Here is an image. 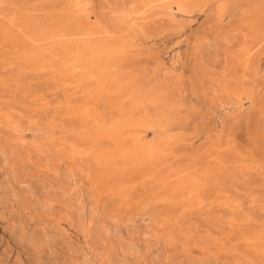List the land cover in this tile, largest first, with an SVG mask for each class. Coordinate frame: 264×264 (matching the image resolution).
<instances>
[{"label": "rangeland", "instance_id": "obj_1", "mask_svg": "<svg viewBox=\"0 0 264 264\" xmlns=\"http://www.w3.org/2000/svg\"><path fill=\"white\" fill-rule=\"evenodd\" d=\"M142 1L0 0V264H157L164 250L187 264H264V42H255L256 76L236 57L251 37L232 33L264 0H231L216 23L201 12L172 16L171 0ZM214 44L223 62L206 55ZM219 78L242 105L219 108ZM76 142L87 151L82 162L59 152ZM110 210L144 238L193 229L176 231L167 248L138 245L90 214Z\"/></svg>", "mask_w": 264, "mask_h": 264}, {"label": "bare ground", "instance_id": "obj_2", "mask_svg": "<svg viewBox=\"0 0 264 264\" xmlns=\"http://www.w3.org/2000/svg\"><path fill=\"white\" fill-rule=\"evenodd\" d=\"M206 1L207 0H171V2H170V5L168 6V10H169V12H170V14H172V16L173 15H180V16H188L189 14H190V16H191V14L192 13H194L196 10L198 11L200 8L201 9H203L204 7H203V4H204V2L206 3ZM215 1H217L216 2V4H214V6H212L211 7V9H203L204 11H205V15H204V20H206L207 21V19L209 18H211V20L209 21V23L211 22V23H216V22H222V21H224V20H227L226 19V14L229 12V6H230V4H231V0H215ZM233 1V0H232ZM123 2V1H122ZM130 2V1H129ZM148 2V0H143L142 2H141V4L140 5H146V3ZM212 2V1H211ZM151 3V2H150ZM215 3V2H214ZM149 4V3H148ZM147 4V5H148ZM152 4V3H151ZM206 5V4H205ZM213 5V4H212ZM164 6H166V5H164ZM207 6V5H206ZM146 7V6H145ZM149 7L151 8V5H149ZM264 7V6H263ZM147 8H148V6H147ZM146 8V9H147ZM145 9V8H144ZM167 9V8H166ZM262 9V8H261ZM261 9H259V10H257V11H254V12H252V13H250V11H249V13H247V14H250V16H249V18L247 19V18H245V20L247 19V22H248V27L247 28H245V26L247 25H245V26H241V25H238V28H233V29H235V31L233 32L232 31V33H234V36H235V34H247V37H251V39H247L246 38V40L239 46V48L236 50V48H235V50L237 51V55L235 54L236 53V51H234L235 53V55H236V57H237V60H238V63H239V61L241 62L242 61V66H244L246 69H248V68H251V67H254L255 68V71H254V75H258L259 73H260V71L262 70L261 69V66L260 65H256V63H253V61H254V58H253V54H254V52H255V49H256V46H257V44H255V42L257 41V43H261V42H264V11H262ZM167 10V11H168ZM255 10V9H254ZM261 10V11H260ZM252 11V10H251ZM15 12H18V11H15ZM89 13V12H88ZM144 13V12H143ZM243 14H245L243 11H242V14L241 15H243ZM107 16V15H106ZM108 17V16H107ZM232 17H234V16H232ZM235 17H237V16H235ZM247 17V16H246ZM14 18V17H13ZM87 18V17H86ZM90 18V17H89ZM105 18V17H104ZM169 18V17H168ZM188 18V17H187ZM240 18V21L242 20L243 21V18H242V16H240L239 17ZM18 20V18H14L13 20L15 21V20ZM22 19V18H21ZM97 19V18H96ZM110 19V18H109ZM105 20V22L104 23H106V25L107 26H110V27H112V28H117V27H119L118 26V23H117V21H116V19H115V22L112 20V19H110V20ZM184 19H186V18H184ZM24 20V19H23ZM59 20V19H58ZM169 20V19H168ZM171 20V19H170ZM181 20H182V18H181ZM21 21V20H20ZM69 21V20H68ZM86 21V20H85ZM98 21V20H97ZM102 21H104V19H102ZM120 21V20H119ZM118 21V22H119ZM184 21V20H183ZM240 21H238V22H240ZM63 22H64V20H63ZM87 22V21H86ZM95 22V21H94ZM171 22V21H170ZM174 22V21H173ZM15 23V22H14ZM13 23V24H14ZM18 23V21H16V23L15 24H17ZM20 23V22H19ZM69 23V22H68ZM72 23H74V21L72 22ZM88 23V22H87ZM93 23V22H92ZM242 23V22H241ZM12 24V25H13ZM14 24V25H15ZM57 24V23H56ZM67 24V23H66ZM84 24V23H83ZM96 24H97V22H96ZM173 24V23H172ZM174 24H175V22H174ZM177 24H179V23H177ZM181 24H183V23H181ZM13 25V26H14ZM20 25H21V23H20ZM20 25H18V26H20ZM62 25V24H61ZM92 25V24H91ZM103 25V24H102ZM120 25H121V23H120ZM243 25H244V23H243ZM67 26V25H66ZM90 26V25H89ZM94 26V25H93ZM96 26H98V25H95V27ZM173 26V25H172ZM21 27V26H20ZM79 27V26H78ZM81 27H82V25H81ZM175 27V26H174ZM19 28V27H18ZM56 28H58V27H56ZM98 28V27H97ZM14 28L12 27V31H14L13 30ZM16 29V28H15ZM63 29V28H62ZM61 29V30H62ZM67 29V28H66ZM87 29V28H86ZM100 29L101 28H99V31H100ZM10 30V29H9ZM57 31H58V29H56ZM88 30V29H87ZM90 30V29H89ZM107 30H109V29H107ZM113 30V29H112ZM17 31H19V30H17ZM16 31V32H17ZM56 31V32H57ZM76 31H77V29H76ZM91 31V30H90ZM102 31H103V28H102ZM27 32V31H26ZM67 32H68V30H67ZM70 32V31H69ZM68 32V33H69ZM104 32H106V31H104ZM9 33H10V31H9ZM15 33V32H14ZM18 33H20V32H18ZM17 33V34H18ZM22 33V32H21ZM20 33V35H22ZM52 33V32H51ZM55 33V32H54ZM71 33V32H70ZM75 33V32H74ZM91 33V32H90ZM231 33V34H232ZM117 35H118V33H116ZM121 34V33H120ZM19 35V34H18ZM52 35V34H51ZM58 35H59V33H58ZM64 35H66V33H64ZM70 35V34H69ZM90 35V34H89ZM17 36V35H16ZM22 36H24V35H22ZM57 36V35H56ZM75 36V35H74ZM79 36V35H78ZM110 36V35H109ZM226 36V35H225ZM225 36H223V37H225ZM60 37V36H59ZM64 37V36H63ZM69 37V36H68ZM84 37V36H83ZM96 37V36H95ZM231 37V36H230ZM233 37V36H232ZM61 38V37H60ZM84 38H86V37H84ZM90 38H91V36H90ZM103 38H104V36H103ZM106 38V37H105ZM109 38V37H108ZM108 38H106V39H108ZM234 38V37H233ZM236 38V37H235ZM238 38V37H237ZM244 38H245V36H244ZM253 38H256V40H254ZM12 39V38H11ZM62 39V38H61ZM65 39V37L63 38V40ZM75 38H73V40H74ZM88 39H89V37H88ZM92 39V38H91ZM96 39V38H95ZM111 39H113L112 37H111ZM204 39V38H203ZM231 39V38H230ZM230 39H226L224 42H230L231 40ZM70 40V39H69ZM86 40V39H85ZM109 40V39H108ZM205 40V39H204ZM208 40V39H207ZM49 41V40H48ZM53 41V40H52ZM56 41V40H55ZM62 41V40H61ZM66 40H64V42H65ZM88 41V40H87ZM102 41V40H101ZM200 41H202L204 44L205 43H207V42H205V41H203L202 39L200 40ZM221 41H223V40H221ZM57 42V41H56ZM64 42H61L62 44L64 43ZM67 42H68V40H67ZM95 42V41H94ZM93 42V43H94ZM104 42V41H103ZM46 44L48 43V42H45ZM61 43H60V45H61ZM85 43H86V41H85ZM100 43V42H99ZM104 43H107V41L106 42H104ZM111 43V42H110ZM113 43V42H112ZM111 43V44H112ZM201 43V42H200ZM209 44H210V42H208ZM215 43V42H214ZM71 44V43H70ZM110 44V45H111ZM218 44H220V43H218ZM222 44V43H221ZM48 45H49V43H48ZM59 45V46H60ZM64 45V44H63ZM72 45H73V42H72ZM87 45V44H86ZM113 45V44H112ZM208 45V44H207ZM207 45L206 46H204L205 47V53H206V55L207 56H209L210 58H211V60H213V61H218V59H219V56H220V51H221V49H222V46H221V49H220V45H216V44H214L211 48H209V49H207L206 47H207ZM43 46V45H42ZM62 46V45H61ZM67 46V45H66ZM91 46H94V45H92L91 44ZM106 46V45H105ZM200 46V45H199ZM198 46V47H199ZM201 46H203V44L201 45ZM226 46V45H225ZM41 47V46H40ZM44 47V46H43ZM57 47V46H56ZM81 46H79V48H80ZM98 47V46H97ZM102 47V46H101ZM203 47V48H204ZM227 47V46H226ZM229 47V46H228ZM227 47V48H228ZM54 48V47H53ZM92 48H94V47H92ZM91 48V50H93ZM100 48V47H99ZM99 48H97V50H99ZM203 48H202V50H203ZM44 49H47V48H44ZM49 49H51V48H49ZM61 49V48H60ZM80 49H82V48H80ZM79 49V50H80ZM94 49H96V47L94 48ZM105 49V48H104ZM106 49H108V48H106ZM111 49H115L114 48V46L113 47H111ZM43 50V49H42ZM64 50V49H63ZM90 50V51H91ZM101 51H102V49H100ZM99 50V51H100ZM120 50V49H119ZM118 50V51H119ZM125 50V49H124ZM199 50H201V47H199ZM224 50H226L227 51V49H224ZM48 51V50H47ZM54 51H57V49H54ZM59 51V50H58ZM65 51V50H64ZM106 51V50H105ZM109 51H110V49H109ZM122 51V50H121ZM225 51V52H226ZM229 51V50H228ZM232 51V50H231ZM230 51V53H233V51L231 52ZM40 52H41V50H40ZM49 52V51H48ZM111 52H112V50H111ZM116 52H117V50H116ZM124 52V51H123ZM203 52V51H202ZM224 52V51H223ZM224 52V53H225ZM257 52V51H256ZM39 53V52H38ZM42 53V52H41ZM45 53V52H44ZM54 53V52H53ZM81 53L82 54H84L82 51H81ZM86 53H89V51H86ZM92 53V52H91ZM114 53H115V51H114ZM114 53H113V55H114ZM121 53V52H120ZM119 53V54H120ZM228 53V52H227ZM94 54V53H93ZM96 54V53H95ZM99 54H100V52H99ZM122 54V53H121ZM258 54V53H257ZM58 55V54H57ZM91 55V54H90ZM100 55H102V58L103 57H107V56H104L103 54H102V52H101V54ZM100 55L99 56H96V57H100ZM116 55V54H115ZM225 55V54H224ZM232 55V54H231ZM86 56V55H85ZM85 56H83V58L85 57ZM88 57H89V55H87ZM95 55H93L92 57H94ZM111 56V55H110ZM119 56V55H118ZM259 57H260V55H258ZM257 56V57H258ZM115 57H117V56H115ZM224 57V56H223ZM235 57V56H234ZM233 57V59H231V56H230V60L228 59L229 57H227V58H225L226 60L224 61V64H222V66H223V68H222V70H226L227 72L228 71H233V68H234V62L236 63V57L234 58ZM86 58V57H85ZM90 58V57H89ZM104 58V59H105ZM108 58V57H107ZM110 58V57H109ZM108 58V59H109ZM111 58H113V57H111ZM209 58V59H210ZM252 58H253V61H252ZM261 59V58H260ZM260 59H259V61H260ZM102 60V59H101ZM219 60H221V59H219ZM223 60H224V58H223ZM236 60V61H235ZM222 61V60H221ZM223 62V61H222ZM112 63V62H111ZM117 63V62H116ZM116 63H114V64H116ZM108 64V63H107ZM201 64V63H200ZM241 64V63H240ZM105 65V64H104ZM205 65V64H204ZM203 65V66H204ZM208 65V64H207ZM235 65H237V64H235ZM256 65V66H255ZM206 66V65H205ZM114 67H116V66H113V67H111V68H113L114 69ZM211 67V66H210ZM236 68H235V70L237 69V67L238 66H235ZM103 68V67H102ZM242 68V67H241ZM253 68V69H254ZM116 69V68H115ZM207 69V71H208V69L209 68H206ZM211 69V68H210ZM245 69V70H246ZM252 68L250 69V70H253ZM106 70V69H105ZM212 70H213V68H212ZM221 70V71H222ZM244 70V69H243ZM103 71H104V69H103ZM195 71H196V69H195ZM203 71H204V69H203ZM211 71V70H210ZM106 72V71H105ZM204 72H206V71H204ZM238 72V71H237ZM197 73H198V71H197ZM230 73V72H229ZM232 73V72H231ZM234 73V72H233ZM199 74V73H198ZM206 74H207V72H206ZM211 74H213V73H211ZM214 74H215V71H214ZM225 74V73H224ZM200 75H203L204 76V73L203 74H200ZM217 76H219L218 74H216ZM216 75H215V77H216ZM226 75V74H225ZM233 75V74H232ZM231 75V76H232ZM207 76V75H206ZM205 76V77H206ZM211 76V75H210ZM241 76V75H240ZM235 77V76H234ZM244 77V76H243ZM108 78V77H107ZM209 78V77H208ZM218 78V77H217ZM227 77H225V80H228V79H226ZM114 79V78H113ZM115 79H117V76H116V78ZM199 79H200V77H199ZM203 79H204V77H203ZM230 79V78H229ZM236 79H238L237 77H236ZM245 78H243L242 79V77H241V79L239 80V82L242 80H244ZM249 79V78H248ZM200 80H202V79H200ZM213 80V79H212ZM223 80H224V78L222 79V81H220V78H219V81L221 82V83H219V84H217V86H216V88L213 90L214 91V93H217L218 95H219V97L218 96H216V97H214L215 99L218 97V99L220 100L219 102H220V104L218 105L219 106V108L220 107H224V106H228L229 104H231L234 100H235V98H237V99H239V104H241V99H242V96L241 95H238L237 94V92H234V90L232 89V90H230V89H228V87L230 88V86H228L227 87V84H225L224 85V83H225V81L223 82ZM230 80H232V79H230ZM235 80V79H234ZM237 80V81H238ZM245 81V80H244ZM233 82V81H232ZM248 82V81H247ZM246 82V83H247ZM230 83V82H229ZM234 83V82H233ZM238 83V82H237ZM243 83V82H242ZM241 83V84H242ZM207 84V83H206ZM213 84V83H212ZM240 84V83H239ZM240 84V85H241ZM205 85V84H204ZM231 85H232V83H231ZM209 86V85H208ZM226 86V89L228 90V95H226V94H222L221 92L222 91H225V92H227V90H224V87ZM237 86V85H236ZM206 87V86H205ZM204 87V88H205ZM214 87H215V85H214ZM238 87V86H237ZM200 88V87H199ZM202 89H203V87H201ZM207 88V87H206ZM198 90V89H197ZM201 90V89H200ZM204 90V89H203ZM203 90L201 91V95L199 94V96H204V94H202V92H203ZM209 90H211V89H209ZM196 91V90H195ZM108 92V91H107ZM112 92H113V90H112ZM112 92H111V94H112ZM199 92V91H198ZM205 92H206V90H205ZM224 92V93H225ZM209 93V91L207 92V94ZM100 94V93H99ZM98 94V95H99ZM113 94H115L114 92H113ZM112 94V95H113ZM197 94V93H196ZM117 95V93L115 94V96ZM108 96V95H107ZM209 96H210V93H209ZM112 97V96H111ZM113 97H114V95H113ZM205 97V96H204ZM213 97V96H212ZM252 97H253V95H252ZM248 98V97H247ZM255 98V97H254ZM253 99V98H252ZM256 100V99H255ZM254 101V100H253ZM218 102V101H217ZM238 104V105H239ZM242 105V104H241ZM91 107V106H90ZM240 107V106H239ZM225 108V107H224ZM82 111V110H81ZM238 111V110H237ZM83 112V111H82ZM90 112V111H89ZM92 112V111H91ZM220 113V112H219ZM229 113V112H228ZM233 113V112H232ZM231 113V114H232ZM66 114V113H65ZM68 114V113H67ZM77 114V113H76ZM234 114V113H233ZM221 115V114H220ZM220 115L219 116H217V117H220ZM228 114H226V116H227ZM85 116V115H84ZM78 117V116H77ZM80 117V116H79ZM83 118V117H82ZM79 119H81V117L79 118ZM84 120H86L85 118H83ZM87 119H89V118H87ZM220 120H222V122H223V118H222V115H221V118H220ZM219 121V120H218ZM79 122V121H78ZM82 122H84V121H82ZM18 123V122H17ZM83 124V123H82ZM222 124V123H221ZM217 126V125H216ZM215 126V127H216ZM222 126V125H221ZM224 126V125H223ZM170 136V135H169ZM227 136H229V135H227ZM172 137H173V135H172ZM176 137V136H175ZM174 137V138H175ZM169 139V138H168ZM167 140V139H166ZM227 140H229L230 141V139H227ZM226 140V141H227ZM168 141V140H167ZM215 141V140H214ZM213 141V142H214ZM217 142H219V141H217ZM216 142V143H217ZM222 142H225L224 140L222 141ZM77 143V142H76ZM209 143H211V142H209ZM228 143V142H227ZM230 143V142H229ZM72 144H73V142H72ZM79 143H77V144H75L74 143V145H71L70 144V146H72V147H70V148H68L67 146V149L65 148V150L63 149V151H59L60 153H61V155H66V157L68 156V158L70 159H74V160H78L79 158H83V156H84V154L87 152L86 150V152L81 148L82 147V145H81V147H80V145H78ZM151 144V143H150ZM156 144V143H155ZM214 144H215V142H214ZM225 144V143H224ZM218 145H222L221 143L219 144L218 143ZM230 145V144H229ZM212 146H214V145H212ZM224 146V145H223ZM61 147V146H60ZM64 147V146H63ZM153 147V146H152ZM215 147V146H214ZM217 147V146H216ZM227 147V146H226ZM62 148V147H61ZM209 148V147H208ZM230 148L231 147H228V149L230 150ZM232 148H234V146L232 147ZM147 149V148H146ZM153 149H154V147H153ZM158 149H160V148H158ZM210 149V148H209ZM235 149V148H234ZM59 150V149H58ZM143 150V149H142ZM225 150H227V149H225ZM232 150V149H231ZM236 150V149H235ZM0 151H1V149H0ZM57 151V150H56ZM213 151H215V150H213L212 149V153L211 154H213ZM223 152L225 153L226 151H224V148H223ZM228 152V151H227ZM230 152V151H229ZM233 152V151H232ZM4 153L6 154L7 152L6 151H2V154L4 155ZM57 154H58V152H56ZM221 153H222V151H221ZM234 153V152H233ZM232 153V154H233ZM8 154H9V152H8ZM7 154V155H8ZM227 154V153H226ZM230 154V153H229ZM59 155V154H58ZM87 155V154H86ZM223 155V154H222ZM225 155V154H224ZM231 155V154H230ZM5 157H6V155H4ZM10 156V155H9ZM218 156V155H217ZM226 156V155H225ZM225 156H223V157H225ZM59 157V156H58ZM87 157V156H86ZM219 157V156H218ZM222 157V156H221ZM223 157H222V159H223ZM61 158V157H60ZM75 158H78V159H75ZM84 158H85V156H84ZM83 158V159H84ZM97 158V157H96ZM226 158H228L227 156H226ZM88 159V158H87ZM92 159V158H91ZM98 159V158H97ZM96 159V160H97ZM211 159V158H210ZM10 160V159H9ZM82 159H79L78 160V162L80 161V162H82L81 161ZM86 160V159H85ZM85 160H84V162H85ZM93 160V159H92ZM6 161H8L7 159H6ZM73 161V160H72ZM87 161V160H86ZM91 161V160H90ZM102 161V160H101ZM216 161V160H215ZM226 161V160H225ZM228 161H229V159H228ZM5 163V159L3 158V160H1L0 159V169H3V168H5L4 166H2V164L1 163ZM76 162V161H75ZM92 162V161H91ZM97 162L100 164V158H99V160H97ZM218 162V161H217ZM97 163V164H98ZM104 163V162H103ZM88 164H89V162H88ZM94 164V163H93ZM92 164V165H93ZM99 164H98V166H99ZM4 165V164H3ZM7 165V164H6ZM90 165V164H89ZM95 165H96V163H95ZM117 166H118V164H116ZM91 166V165H90ZM101 166V165H100ZM99 166V167H100ZM116 166V167H117ZM239 166V165H238ZM237 166V167H238ZM92 167H94V166H92ZM103 169H104V166L102 165L101 166ZM119 167V166H118ZM126 167V166H125ZM231 167V166H230ZM225 168H227V167H225ZM10 169H13L12 167L10 168ZM9 169V170H10ZM96 168L94 167V170H95ZM103 169H102V171H103ZM109 169V168H108ZM118 169V168H117ZM224 169V168H223ZM239 168H237V170H238ZM8 170V169H7ZM93 170V169H92ZM91 170V171H92ZM96 170H98V169H96ZM107 169H105V171H106ZM116 170V169H115ZM228 170V169H227ZM236 170V171H237ZM101 171V170H100ZM108 171V170H107ZM119 171H120V169H119ZM219 171V170H218ZM229 171H230V169H229ZM99 172V171H98ZM109 172V171H108ZM111 172H112V170H111ZM222 173H223V171H221ZM9 173V172H8ZM102 173V172H101ZM100 173V174H101ZM99 174V175H100ZM103 174H105V175H107L106 174V172L105 173H103ZM112 174V173H111ZM211 174V173H210ZM209 174V175H210ZM214 174V173H213ZM108 175H109V173H108ZM202 175V174H201ZM98 175H96V180H97V178L99 177H97ZM166 177V176H165ZM196 177V176H195ZM198 177V176H197ZM196 177V178H197ZM213 177H215V176H212V178ZM180 178V177H179ZM179 178H177V179H179ZM209 178V177H208ZM194 179V178H193ZM99 180V179H98ZM210 180V179H209ZM212 180V183H213V179H211ZM171 181V180H170ZM196 181V180H195ZM208 181V180H207ZM162 182V181H161ZM175 182V181H174ZM173 182V183H174ZM177 182V181H176ZM178 182H179V180H178ZM184 182V181H183ZM220 182V181H219ZM222 182H223V180H222ZM197 183V182H196ZM199 183V182H198ZM209 183V182H208ZM180 184H182V183H180ZM184 184V183H183ZM205 184V183H204ZM178 185V184H177ZM210 185V184H209ZM183 186V185H182ZM204 186V185H203ZM162 187V186H161ZM177 187V186H176ZM25 189H23L22 188V186H20V190H21V192L23 193V194H28V193H31L32 192V190H33V187L31 186V185H28L27 187H24ZM173 189V188H172ZM203 189V188H202ZM50 189H48V191H49ZM199 190H201V189H199ZM222 190V189H221ZM224 190V189H223ZM18 192V191H17ZM200 193H201V191H200ZM221 193V192H220ZM32 194V193H31ZM130 195V194H129ZM132 195V194H131ZM215 195V194H214ZM213 195V196H214ZM122 196V195H121ZM124 196V195H123ZM206 196V195H205ZM230 196V195H229ZM125 197V196H124ZM217 197V196H216ZM214 198V197H213ZM217 198H219V197H217ZM225 198V197H224ZM190 200V199H189ZM144 202V201H143ZM223 202H221L220 203V205L222 204ZM227 203V202H226ZM121 205V204H120ZM223 206H224V204H223ZM228 206V205H227ZM226 206V207H227ZM232 206V205H231ZM117 207V206H116ZM225 207V206H224ZM233 207V206H232ZM76 208V207H75ZM118 208V207H117ZM81 209V208H80ZM94 209V208H93ZM119 209V208H118ZM183 209V208H182ZM92 210V209H91ZM115 211V210H114ZM112 211V210H110V211H108V212H105V213H103L102 215H99V213L97 214V212H95V211H89L90 212V214H92L91 216H99V218H100V222H101V225H102V227L106 230V231H109V230H119L121 233H122V237H124V239L126 238V240L128 241V240H135V242L138 244V245H140L141 243H142V241H145L146 242V244H147V246L148 247H154V246H156V245H158V244H160L161 242L163 243V245H164V247L165 248H167V246H168V244H170L171 243V241L175 238V232L177 231V234L178 233H181L180 231H184V232H190V230H192L193 229V226L191 225V224H188V225H185L184 227L182 226V227H177V229H176V231H175V229L174 228H176V226L173 228V227H171L172 229H174V230H171V231H173V232H170V234H167L165 237H158L157 235L156 236H154V237H152V236H150V237H147V236H145L146 238H144V237H141L140 235H139V231L137 230V228H135V227H131L130 229L128 228V229H125L124 227H123V222H122V219L119 217V215L117 214V213H115V212H117V211ZM124 212V211H123ZM127 213V212H126ZM120 214V213H119ZM235 214V213H234ZM236 215V214H235ZM176 216V215H175ZM86 218V217H85ZM164 218V217H163ZM130 219H131V217H130ZM189 219V218H188ZM91 220V219H90ZM128 219H126V221H127ZM191 220V219H190ZM190 220H189V223H190ZM222 220V219H221ZM188 223V222H187ZM183 225H184V223H182ZM135 225V224H134ZM179 225V224H178ZM196 225V224H195ZM147 226V225H146ZM180 226V225H179ZM198 226V225H197ZM125 227H126V225H125ZM196 227V226H195ZM146 228V227H145ZM102 229V228H101ZM163 230V229H162ZM169 230H170V228H169ZM169 230H168V232H169ZM159 231V230H158ZM236 231V230H235ZM238 231V230H237ZM209 232V231H208ZM162 233H165V232H162ZM183 233V232H182ZM206 233V232H205ZM233 233H236V232H233ZM36 234V233H35ZM211 234V233H210ZM230 234V233H229ZM236 234H238V233H236ZM191 235V234H190ZM212 235V234H211ZM210 235V236H211ZM244 235H245V233H244ZM162 236V235H161ZM179 236V235H178ZM177 236V237H178ZM188 236V235H187ZM208 236V235H207ZM242 236V235H241ZM240 236V237H241ZM236 237V236H235ZM238 237H239V235H238ZM237 237V238H238ZM213 238V237H212ZM228 239V238H227ZM243 240H245V238H243ZM247 240V239H246ZM259 240V239H258ZM264 240V239H263ZM223 243V242H222ZM264 243V242H263ZM46 245V244H45ZM45 245H44V243L41 241V243L39 244V246L40 247H42L43 249H45ZM183 246V245H182ZM206 246V245H205ZM138 249V248H137ZM130 251V250H129ZM233 254V253H232ZM259 255H260V253H259ZM261 256V255H260ZM156 260H157V264H179L180 263V261L182 262V264H187V262H186V260L185 259H183V257H181L180 255H177L175 252H170V251H166V250H164V251H162L161 253H159V255L157 256V258H156ZM131 262V261H130ZM54 263V262H53ZM208 264H210V263H208Z\"/></svg>", "mask_w": 264, "mask_h": 264}, {"label": "crops", "instance_id": "obj_3", "mask_svg": "<svg viewBox=\"0 0 264 264\" xmlns=\"http://www.w3.org/2000/svg\"><path fill=\"white\" fill-rule=\"evenodd\" d=\"M208 10V9H207ZM230 11V10H229ZM198 12H201L202 14H203V17H204V15H205V11L203 10V9H199L198 11L196 10L194 13H192L191 14V16H193L194 14H196V13H198ZM188 16H190V14L188 15ZM237 17H238V15H237ZM239 17H240V15H239ZM208 21H210L211 20V18L209 19H207Z\"/></svg>", "mask_w": 264, "mask_h": 264}]
</instances>
